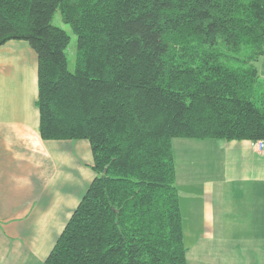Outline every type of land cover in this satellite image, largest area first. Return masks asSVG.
<instances>
[{"label":"trees","instance_id":"16d2710c","mask_svg":"<svg viewBox=\"0 0 264 264\" xmlns=\"http://www.w3.org/2000/svg\"><path fill=\"white\" fill-rule=\"evenodd\" d=\"M10 41L39 58L42 139L94 156L43 264H188L173 140L264 141V0H0Z\"/></svg>","mask_w":264,"mask_h":264},{"label":"crops","instance_id":"0c3cea01","mask_svg":"<svg viewBox=\"0 0 264 264\" xmlns=\"http://www.w3.org/2000/svg\"><path fill=\"white\" fill-rule=\"evenodd\" d=\"M38 98L36 51L1 45L0 264H43L96 178L88 141L42 139ZM175 144L188 264H264V150L249 140Z\"/></svg>","mask_w":264,"mask_h":264},{"label":"rangeland","instance_id":"374dc122","mask_svg":"<svg viewBox=\"0 0 264 264\" xmlns=\"http://www.w3.org/2000/svg\"><path fill=\"white\" fill-rule=\"evenodd\" d=\"M53 25L56 26V27H59L63 30H65L71 37V43L69 45V48H68V58H69V69L71 71H74L75 70V64H76V52H77V37L76 35L73 33L70 25L68 24H65L63 19H62V14H61V11L58 10L54 17H53V21H52ZM262 63H261V76H262V79L264 81V59L261 60ZM177 140H180V139H175L173 140L174 144H175V141ZM176 146V144H175ZM177 147V146H176ZM188 151V150H186ZM180 153L177 151V155H179ZM188 155V158L187 159H184V160H189L192 158V156H189V153H187ZM190 155H194V153L190 154ZM199 155V154H198ZM202 156V154H200ZM194 158H196V156H194Z\"/></svg>","mask_w":264,"mask_h":264},{"label":"built area","instance_id":"2783aa9c","mask_svg":"<svg viewBox=\"0 0 264 264\" xmlns=\"http://www.w3.org/2000/svg\"><path fill=\"white\" fill-rule=\"evenodd\" d=\"M255 146L256 148L259 150V151H263L264 150V141H258L255 143Z\"/></svg>","mask_w":264,"mask_h":264}]
</instances>
